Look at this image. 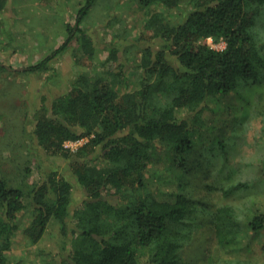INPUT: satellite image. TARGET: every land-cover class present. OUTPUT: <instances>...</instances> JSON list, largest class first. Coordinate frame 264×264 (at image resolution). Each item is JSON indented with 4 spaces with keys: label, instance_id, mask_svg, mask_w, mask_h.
<instances>
[{
    "label": "trees",
    "instance_id": "obj_1",
    "mask_svg": "<svg viewBox=\"0 0 264 264\" xmlns=\"http://www.w3.org/2000/svg\"><path fill=\"white\" fill-rule=\"evenodd\" d=\"M97 1L84 0L75 26L66 24L65 42L23 70L51 71L75 42L76 62L89 65L67 93L36 111L31 133L41 158L68 160L84 199L74 209L73 184L42 162L37 182H29V168L16 185L0 170V264H14L10 253L26 211L27 246L37 245L53 221L71 236L62 264H264V243L255 249L264 237L262 202L214 204L204 194L264 189V145L257 182L234 181L240 168L228 156L229 141L254 120L264 140V0H140L158 10L145 22L154 43L135 59L121 56L115 39L96 45L83 28ZM0 34L11 36L2 18ZM210 38L225 41V49L209 46ZM129 70L136 89H124ZM234 99L241 118L225 120ZM80 140L88 141L76 151L66 147ZM214 152L223 164L212 184Z\"/></svg>",
    "mask_w": 264,
    "mask_h": 264
},
{
    "label": "rangeland",
    "instance_id": "obj_2",
    "mask_svg": "<svg viewBox=\"0 0 264 264\" xmlns=\"http://www.w3.org/2000/svg\"><path fill=\"white\" fill-rule=\"evenodd\" d=\"M83 2L84 0H5V7L0 9V18L4 20L6 29L11 34V36L0 34V64L6 67L0 71V170L3 176L16 185L21 180H26L25 173L29 168L31 171L29 182H37L40 174L36 163L42 162L46 171L56 170L73 184L74 209L80 207L85 192L74 174L68 170V160L58 156L41 158L33 150L34 147L32 149L31 133L36 111L44 102L50 105L51 98L67 93L74 79L88 69L89 65L76 62L79 49L75 42L66 53L52 61L51 71L25 73L23 70L51 55L65 42L69 34L66 24L75 26V18ZM187 2L189 0H184V4ZM156 10H158L156 7L142 6L140 0H98L83 28L89 31L96 45L115 39L120 42L118 46L123 51L121 56L135 59L141 56V48L154 43L153 33L145 29V22ZM174 17L176 18V15ZM207 44L217 50L226 47L222 39L216 42L210 38ZM128 46L131 49L129 54L125 52ZM107 54L99 51L98 59H106ZM128 76L129 86L124 89H136L137 76L131 70ZM231 105L232 113L228 111L224 119L238 120L241 118L242 104L234 99ZM208 113H205L206 116ZM237 124L233 123L232 126ZM259 132L260 123L254 120L251 129L245 135L241 134L235 138V143L229 141V163L240 168L233 178L234 181L240 179L246 182L252 178H256L255 182L261 180L258 159L264 140L261 139ZM226 137H230L229 131ZM209 139L210 136L206 137L202 145L208 146ZM87 141L67 142L66 147L76 151ZM40 153L43 154L42 151ZM216 153H213V158L219 164L215 168L216 172L209 178L212 184L215 178L220 176V164H223L221 156L215 157ZM222 178L224 179V175ZM228 182L224 179L222 184ZM204 194L207 200L214 204L240 202L244 199L239 197H244L260 200L264 208V189L260 186H255L242 194L236 193L230 198L226 197L223 191ZM19 217L20 231L10 253L14 264H62L63 258L67 257L70 251L68 238L71 236L66 237L62 234L60 224L53 221L42 240L37 245L29 247L25 243L23 229L29 225L32 214L26 211ZM258 239L255 247L257 252L260 242L264 243V237Z\"/></svg>",
    "mask_w": 264,
    "mask_h": 264
}]
</instances>
